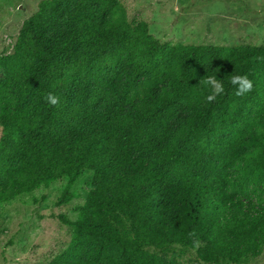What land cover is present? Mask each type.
<instances>
[{
    "label": "trees",
    "instance_id": "trees-1",
    "mask_svg": "<svg viewBox=\"0 0 264 264\" xmlns=\"http://www.w3.org/2000/svg\"><path fill=\"white\" fill-rule=\"evenodd\" d=\"M0 72V206L63 179L68 204L93 173L47 264H171L147 249L175 246L208 264L264 254V46L162 43L120 0H44ZM207 75L225 87L212 102ZM232 75L252 90L237 96Z\"/></svg>",
    "mask_w": 264,
    "mask_h": 264
},
{
    "label": "rangeland",
    "instance_id": "rangeland-1",
    "mask_svg": "<svg viewBox=\"0 0 264 264\" xmlns=\"http://www.w3.org/2000/svg\"><path fill=\"white\" fill-rule=\"evenodd\" d=\"M44 0H0V57L11 54L23 23ZM131 24L146 22L162 43L224 47L264 46V0H120ZM3 73L0 72V80ZM183 116L179 109L177 118ZM2 130L0 128V137ZM93 173L76 182V198L59 206L63 179L48 189L24 195L0 206V264H47L70 245L73 228L59 216L75 221L90 190ZM171 264H208L197 250L181 247L147 249ZM242 264H264V254Z\"/></svg>",
    "mask_w": 264,
    "mask_h": 264
},
{
    "label": "clouds",
    "instance_id": "clouds-1",
    "mask_svg": "<svg viewBox=\"0 0 264 264\" xmlns=\"http://www.w3.org/2000/svg\"><path fill=\"white\" fill-rule=\"evenodd\" d=\"M230 84L236 88V95L243 96L249 93L253 88V82L247 75H232ZM203 86L207 90L208 94L205 99L208 102L214 101L218 95H221L225 91L224 84L221 79H218L216 75H207L203 79ZM46 100L51 105H57L59 97L49 93L46 96Z\"/></svg>",
    "mask_w": 264,
    "mask_h": 264
}]
</instances>
